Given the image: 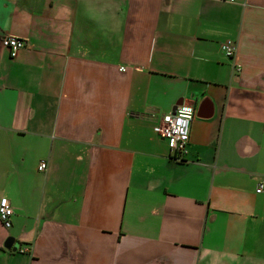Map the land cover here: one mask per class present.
I'll return each instance as SVG.
<instances>
[{"label": "crops", "instance_id": "obj_1", "mask_svg": "<svg viewBox=\"0 0 264 264\" xmlns=\"http://www.w3.org/2000/svg\"><path fill=\"white\" fill-rule=\"evenodd\" d=\"M5 34L0 264H264V0H0Z\"/></svg>", "mask_w": 264, "mask_h": 264}, {"label": "built area", "instance_id": "obj_2", "mask_svg": "<svg viewBox=\"0 0 264 264\" xmlns=\"http://www.w3.org/2000/svg\"><path fill=\"white\" fill-rule=\"evenodd\" d=\"M227 1L235 2V0ZM24 43H26V40L22 37L5 34L1 37L0 45L7 50L10 57L15 58L19 50L24 46ZM236 49L237 45L232 39L228 38L220 43V50L227 57H233ZM189 109L190 111H188ZM195 111L194 105L184 103L183 101L176 106L173 112H165L159 119L158 133L166 138L167 146L173 154L172 158L176 160H181L187 153L186 144L189 141V127H191ZM37 167L39 170H43L46 164L40 161ZM256 190L262 191V184L259 183ZM8 200L5 196L0 198V222L4 227L9 228L11 225L10 218L13 216L14 210Z\"/></svg>", "mask_w": 264, "mask_h": 264}, {"label": "water", "instance_id": "obj_3", "mask_svg": "<svg viewBox=\"0 0 264 264\" xmlns=\"http://www.w3.org/2000/svg\"><path fill=\"white\" fill-rule=\"evenodd\" d=\"M183 102V96H179L177 99H176V101H175V103L173 104V106H172V112L176 109V106L178 105V104H180V103H182ZM200 105H201V103H199V106H198V108L196 109V111H195V113H194V115L195 116H199V117H201V115H200ZM3 245H4V247L5 248H7L8 250L9 249H11V250H15L17 247H18V242H16L15 240H14V238L13 237H11V236H7L6 238H5V240H4V243H3Z\"/></svg>", "mask_w": 264, "mask_h": 264}, {"label": "trees", "instance_id": "obj_4", "mask_svg": "<svg viewBox=\"0 0 264 264\" xmlns=\"http://www.w3.org/2000/svg\"><path fill=\"white\" fill-rule=\"evenodd\" d=\"M180 161H183L182 159Z\"/></svg>", "mask_w": 264, "mask_h": 264}, {"label": "clouds", "instance_id": "obj_5", "mask_svg": "<svg viewBox=\"0 0 264 264\" xmlns=\"http://www.w3.org/2000/svg\"><path fill=\"white\" fill-rule=\"evenodd\" d=\"M188 111H190V109Z\"/></svg>", "mask_w": 264, "mask_h": 264}]
</instances>
